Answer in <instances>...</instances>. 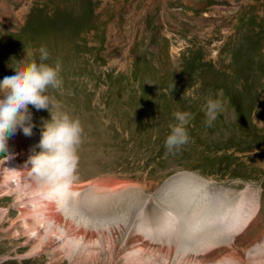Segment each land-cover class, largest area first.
I'll list each match as a JSON object with an SVG mask.
<instances>
[{
  "label": "rangeland",
  "instance_id": "obj_1",
  "mask_svg": "<svg viewBox=\"0 0 264 264\" xmlns=\"http://www.w3.org/2000/svg\"><path fill=\"white\" fill-rule=\"evenodd\" d=\"M41 46L49 63H61L63 83L51 94L84 128L74 190L113 180L154 197L188 173L230 197L243 196L245 212L252 203L257 207L230 246L187 259L173 252L164 264H264V0H0V81L13 74L11 58H38ZM218 95L224 111L207 127L204 104ZM29 108L39 141L41 118L50 120V113ZM177 110L193 114L191 140L169 153L164 142ZM7 144L11 156L28 165L22 129ZM4 156L0 165L11 158ZM13 202L0 201L9 219L0 222V264H45L52 250L39 252L45 259L39 263L38 251L13 245H23L25 233L3 237L18 217ZM127 232L116 230L100 244L73 240L72 251L87 248L106 263ZM142 240V257L159 264V246Z\"/></svg>",
  "mask_w": 264,
  "mask_h": 264
},
{
  "label": "bare ground",
  "instance_id": "obj_2",
  "mask_svg": "<svg viewBox=\"0 0 264 264\" xmlns=\"http://www.w3.org/2000/svg\"><path fill=\"white\" fill-rule=\"evenodd\" d=\"M25 141L30 150L39 142L33 133L25 136ZM16 142L11 138L13 146ZM35 150L40 151L39 148ZM14 152L16 150L12 155ZM22 153L27 158L32 154ZM10 157L7 164L0 165V171H3L0 201L14 198L10 208L18 217L3 237L9 239L25 233L24 244L13 242V245L30 246L33 251H38L35 260L39 263H45L39 252L52 250L45 264H116L120 255L122 264H147L142 257L147 249L139 242L140 238L159 246L156 250L159 264H164L173 252L185 259L206 256L230 246L247 227L257 207L252 203L245 212L242 195V199L230 197L225 191L210 188L207 182L188 173L175 176L153 198L145 196L139 188L122 189L111 180L106 184L96 181L80 192L71 188V195L63 200L49 199L44 195V189L30 179L28 170L31 166L22 165L23 161L15 156ZM117 186L121 189L115 190ZM4 219L9 221L8 214L0 213V222ZM124 227L128 235L118 252L110 249L106 263L98 261L87 248L76 253L72 251L73 240L100 244L110 241L112 234ZM55 228L60 231L56 233ZM63 242L62 252L58 251V244ZM130 248H138L141 253L125 255L126 249ZM60 254L69 260L59 259ZM31 262L33 260L25 263Z\"/></svg>",
  "mask_w": 264,
  "mask_h": 264
},
{
  "label": "clouds",
  "instance_id": "obj_3",
  "mask_svg": "<svg viewBox=\"0 0 264 264\" xmlns=\"http://www.w3.org/2000/svg\"><path fill=\"white\" fill-rule=\"evenodd\" d=\"M38 58L16 60L8 64L12 75L0 81V153L10 158L7 141L18 129L25 136L32 135L31 105L37 111L47 110L50 120H43L41 138L35 145L27 163L31 164L30 179L44 189L49 199H65L71 195L72 185L78 180L79 146L84 128L79 117L63 110L50 90L62 86L61 63H49L45 46L38 49ZM174 87V86H173ZM224 111V101L218 95L209 97L204 104L205 125L212 127ZM175 122L169 124L165 148L169 153L181 150L191 140L189 126L193 120L190 111L173 112ZM36 148L40 151L36 152Z\"/></svg>",
  "mask_w": 264,
  "mask_h": 264
}]
</instances>
